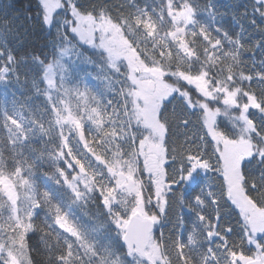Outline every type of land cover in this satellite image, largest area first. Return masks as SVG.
I'll return each mask as SVG.
<instances>
[{
  "label": "snow or ice",
  "instance_id": "1",
  "mask_svg": "<svg viewBox=\"0 0 264 264\" xmlns=\"http://www.w3.org/2000/svg\"><path fill=\"white\" fill-rule=\"evenodd\" d=\"M226 7L0 16V264H264V0Z\"/></svg>",
  "mask_w": 264,
  "mask_h": 264
},
{
  "label": "trees",
  "instance_id": "2",
  "mask_svg": "<svg viewBox=\"0 0 264 264\" xmlns=\"http://www.w3.org/2000/svg\"><path fill=\"white\" fill-rule=\"evenodd\" d=\"M214 2L216 3L217 8L220 10V12H227L228 9L226 6L236 3L237 0H214ZM29 3L30 0H0V16H3L4 13L7 12L9 17L16 15L17 13H19L22 17L25 11L28 9ZM221 23H223L225 27H232V17L230 12L223 17ZM249 31H251V29ZM253 39H258V37L253 36ZM28 40L33 50L39 52H43L46 50L47 37L42 36L41 33L37 32L35 35H30L28 37ZM25 50L26 49H21L20 52H23ZM255 55L257 58L260 57V53L258 51L255 53ZM247 56L250 58L252 56V53H247ZM22 71H24V69H22ZM5 91H8L9 96H11L12 91H16L18 95L20 94L19 86L16 84L10 85L9 89L0 87V93H3ZM177 211L179 212V210Z\"/></svg>",
  "mask_w": 264,
  "mask_h": 264
}]
</instances>
